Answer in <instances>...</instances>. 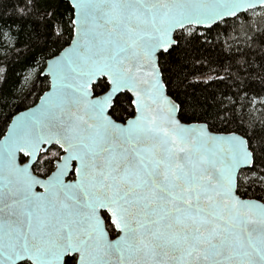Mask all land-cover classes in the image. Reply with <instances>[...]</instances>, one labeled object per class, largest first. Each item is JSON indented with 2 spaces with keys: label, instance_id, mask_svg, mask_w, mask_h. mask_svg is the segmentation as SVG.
<instances>
[{
  "label": "snow or ice",
  "instance_id": "1",
  "mask_svg": "<svg viewBox=\"0 0 264 264\" xmlns=\"http://www.w3.org/2000/svg\"><path fill=\"white\" fill-rule=\"evenodd\" d=\"M0 264H264V0H0Z\"/></svg>",
  "mask_w": 264,
  "mask_h": 264
}]
</instances>
